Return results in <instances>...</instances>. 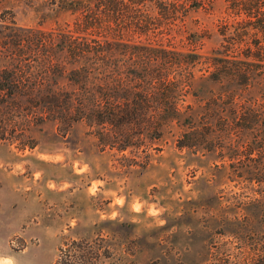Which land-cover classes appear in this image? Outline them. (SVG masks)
Here are the masks:
<instances>
[{
  "label": "rangeland",
  "instance_id": "1",
  "mask_svg": "<svg viewBox=\"0 0 264 264\" xmlns=\"http://www.w3.org/2000/svg\"><path fill=\"white\" fill-rule=\"evenodd\" d=\"M192 1L201 6L170 44L200 55L181 69L199 77L209 71L205 54L218 46L217 29L225 16L221 0L212 6ZM35 7L0 0L4 24L12 27L5 32L11 37L0 38V69L36 54L33 45L15 47L21 34L16 29L23 30L22 37L28 30L48 33L74 19H43ZM191 33L198 37L188 40ZM130 50L112 53L119 73L128 72ZM196 89L181 102L192 110L182 109L179 120L163 125L157 138L133 135L142 146L122 152L103 146L83 122L68 128L39 123L34 109L21 116L6 111L0 140V264H247L251 257L261 264L264 132L222 128L217 118L226 113L218 105L200 108L207 95ZM217 90L208 82L204 91ZM188 123L211 125L218 134L196 147L177 148Z\"/></svg>",
  "mask_w": 264,
  "mask_h": 264
},
{
  "label": "trees",
  "instance_id": "2",
  "mask_svg": "<svg viewBox=\"0 0 264 264\" xmlns=\"http://www.w3.org/2000/svg\"><path fill=\"white\" fill-rule=\"evenodd\" d=\"M24 1L35 4L36 13L43 19L62 15L74 19L48 33L32 34L28 30L29 34L22 37L23 30L16 29L21 34L14 46L33 45L36 54L33 59L21 57L11 68L0 69V113H4L0 116V140L5 139L6 111L13 109L21 116L34 109V120L39 123L50 121L70 128L83 122L95 129L103 146L120 152L140 148L132 136L137 134L136 140L143 135L157 138L163 125L179 120L182 109L192 110L190 105L182 107L181 102L196 88L207 95L200 108L218 105L226 113L217 118L223 121L222 128L264 132L257 128L264 121V0H221L225 17L217 29L220 41L205 54L209 71L199 77L181 69L200 55L170 44L180 35L190 12L201 6L194 5L195 1ZM206 2L212 6L215 0ZM5 21L0 15L3 39L11 37L5 32L12 30ZM191 36L198 37L191 33L188 40ZM46 46L52 51L45 50ZM127 48H131L133 61L123 74L112 53L126 52ZM208 82L218 90L204 91ZM201 117H196L197 123ZM188 124L189 131L177 139V148L196 147L218 134L211 125L197 128ZM245 263L256 264L252 257Z\"/></svg>",
  "mask_w": 264,
  "mask_h": 264
}]
</instances>
